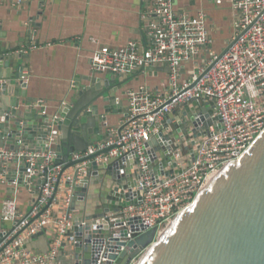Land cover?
Returning a JSON list of instances; mask_svg holds the SVG:
<instances>
[{
    "label": "built area",
    "instance_id": "2783aa9c",
    "mask_svg": "<svg viewBox=\"0 0 264 264\" xmlns=\"http://www.w3.org/2000/svg\"><path fill=\"white\" fill-rule=\"evenodd\" d=\"M30 1L0 0V5L24 8ZM228 1L235 14V41L220 58L212 50L207 13L178 12L174 0H144L142 40L93 52L90 64L95 73L128 77L153 66L151 75L164 72L167 77L159 87L128 89L119 126L106 125L99 140L73 153L70 161L82 162L64 173V164L56 163L54 120L60 115H48L43 100L32 102L30 108L50 118L45 139L40 132L28 135L23 129L19 137L0 141V264H63L62 259L74 258L76 225L68 213L71 186L66 181H72L75 169L81 182L88 165L128 155L124 169L118 166L114 171L122 176L130 167L136 185L124 188L126 179L121 184L110 179L108 188L123 196L121 201L105 200L121 204L106 214L109 232L120 236L126 228L128 241L131 228L143 233L156 227V237L160 236L196 201L209 176L248 153L264 133V0ZM34 48L22 45L3 56L24 58ZM26 74L22 70L21 79ZM203 108L213 112L207 114ZM154 137L157 143L147 149ZM107 148L110 151L102 153ZM41 233L49 240L47 252L25 243Z\"/></svg>",
    "mask_w": 264,
    "mask_h": 264
},
{
    "label": "water",
    "instance_id": "95a60500",
    "mask_svg": "<svg viewBox=\"0 0 264 264\" xmlns=\"http://www.w3.org/2000/svg\"><path fill=\"white\" fill-rule=\"evenodd\" d=\"M234 41H229L218 58ZM24 68L21 56L0 55V80H6L0 82V141L5 136L19 137L23 129L28 135L40 132L41 139L49 133L50 118L30 108L33 101L24 103L26 91L22 87L25 84L17 81ZM145 69L151 71L155 67ZM126 80L127 77L99 75L94 82L86 77L85 83L74 86L73 95L59 113L60 118L54 120L58 135L56 163L64 164L62 173L82 162L70 161L73 153L86 150L101 136L108 115L116 112V93ZM192 103L196 105L197 100L193 99ZM185 107L188 110V104ZM202 111L213 112L211 108ZM156 143L154 137L147 149ZM109 151L107 148L102 153ZM127 160L128 155L110 158L103 164L94 162L87 166V176L81 182H77L79 169H75L72 181H66V185L71 186L68 213L76 225L73 232L76 242L74 260L62 259L63 264H136L154 243L161 241L160 236L156 237V227L143 233L131 228L128 241L125 240L126 228L120 230V236L109 232L106 214L118 210L121 204L113 205L105 200L121 201L123 194L108 188V181L121 184L126 179L129 184L124 188L136 185L130 167L125 168L122 176L114 171L118 166L124 169ZM149 165L152 168L151 162ZM232 165L235 166L225 170L207 195L196 199L187 215L143 264H264V133L248 153ZM96 220L100 221L97 228H93ZM25 243L41 252L49 250V240L43 233Z\"/></svg>",
    "mask_w": 264,
    "mask_h": 264
},
{
    "label": "crops",
    "instance_id": "0c3cea01",
    "mask_svg": "<svg viewBox=\"0 0 264 264\" xmlns=\"http://www.w3.org/2000/svg\"><path fill=\"white\" fill-rule=\"evenodd\" d=\"M174 6L191 16L207 13L212 50L219 54L226 48L235 32V14L228 0H174ZM146 11L144 0H31L24 8L0 5V55L22 45L36 46L23 58L27 72L20 80L25 84L24 103L43 100L48 115L59 114L79 82L85 83L86 77L94 82L99 75L112 76L95 73L91 55L102 46L115 48L142 40ZM151 73L116 76L127 80L116 93V112L108 115V126H119L124 118L128 89L159 87L164 77L159 81L154 78L164 72L158 76Z\"/></svg>",
    "mask_w": 264,
    "mask_h": 264
},
{
    "label": "bare ground",
    "instance_id": "6f19581e",
    "mask_svg": "<svg viewBox=\"0 0 264 264\" xmlns=\"http://www.w3.org/2000/svg\"><path fill=\"white\" fill-rule=\"evenodd\" d=\"M150 166V165H149ZM235 165H229L228 167H226L224 170H222L221 172L211 175L208 177L207 179V185L204 188L203 191H201V193L199 194L198 198H202L204 195H207L208 192L212 189V186L215 185V182L217 180H219L225 170L228 171L230 170V168H233ZM153 168V165H152ZM193 205V204H192ZM192 205L187 207L186 209H184L182 212L179 213V215L176 217V219L174 221H172L165 229L162 230L161 234H160V242L159 243H154L152 245V247L148 250V252L144 255V257L139 260L136 264H143L144 260L147 258V256L152 253V251H154L161 243L162 241L169 235V233L177 226V224L187 215V213L189 212V210H191Z\"/></svg>",
    "mask_w": 264,
    "mask_h": 264
},
{
    "label": "rangeland",
    "instance_id": "374dc122",
    "mask_svg": "<svg viewBox=\"0 0 264 264\" xmlns=\"http://www.w3.org/2000/svg\"><path fill=\"white\" fill-rule=\"evenodd\" d=\"M163 77H164V79H166L167 75H166L165 73H161L159 77H156V78H154V79L159 81V80L162 79ZM100 138H101V136L95 138V140L97 141V140H99ZM26 198H27V195H26L25 193H24L23 195H21V199L25 200ZM167 226H168V225H166L165 228H166ZM165 228H163V229H165Z\"/></svg>",
    "mask_w": 264,
    "mask_h": 264
}]
</instances>
